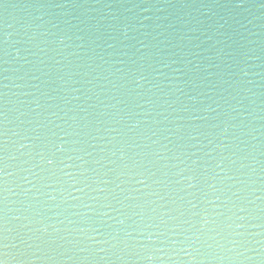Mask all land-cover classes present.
I'll return each instance as SVG.
<instances>
[{"label": "water", "instance_id": "95a60500", "mask_svg": "<svg viewBox=\"0 0 264 264\" xmlns=\"http://www.w3.org/2000/svg\"><path fill=\"white\" fill-rule=\"evenodd\" d=\"M0 111L9 264H264V0H0Z\"/></svg>", "mask_w": 264, "mask_h": 264}, {"label": "clouds", "instance_id": "9594fccd", "mask_svg": "<svg viewBox=\"0 0 264 264\" xmlns=\"http://www.w3.org/2000/svg\"><path fill=\"white\" fill-rule=\"evenodd\" d=\"M105 7H109V5H105ZM116 30L119 32V36L122 40H127V39H129V33L130 32L134 33L136 31V27H135V25H130L127 22L117 23ZM5 39H7V37H5ZM70 39H71V37L67 36L66 34H60V35H57V37L55 39V43L57 45H65V41L70 40ZM77 39H81V38L77 37ZM113 39H115V38H113ZM145 39L137 40L138 46L135 48V52L132 53V55L136 57V60L134 62H137L140 65L139 69L136 72L132 73V75L134 77L135 85L137 88H143L144 83L147 81V76H146L145 70H144V62L151 59V57L154 55L152 49L156 47V45L153 44L151 41H148L146 43ZM153 39H155V38H153ZM180 39L181 40H187L188 42H190V40H191V38L188 37L187 34L182 35L180 37ZM209 39H211V37H209ZM160 43L163 44L164 41H160ZM65 47H67V45H65ZM107 47L111 48V47H113V44H108ZM173 63H174V61H173ZM158 67H159V65H157V68ZM164 67H168V65L165 64ZM244 74L247 75L246 72ZM59 147H61V146L58 145V148ZM4 247L6 249L7 245H5ZM3 257H4L3 258V264H9V258H8L7 251H5L3 253Z\"/></svg>", "mask_w": 264, "mask_h": 264}, {"label": "snow or ice", "instance_id": "6c2138e0", "mask_svg": "<svg viewBox=\"0 0 264 264\" xmlns=\"http://www.w3.org/2000/svg\"><path fill=\"white\" fill-rule=\"evenodd\" d=\"M2 115H3V113H2V111H0V116H2ZM47 163L51 165V164H53V160L52 159H48ZM141 183H143V181H141ZM0 264H3V259L2 258H0Z\"/></svg>", "mask_w": 264, "mask_h": 264}]
</instances>
